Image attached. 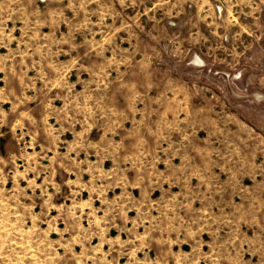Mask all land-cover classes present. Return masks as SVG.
Masks as SVG:
<instances>
[{
	"label": "rangeland",
	"instance_id": "1",
	"mask_svg": "<svg viewBox=\"0 0 264 264\" xmlns=\"http://www.w3.org/2000/svg\"><path fill=\"white\" fill-rule=\"evenodd\" d=\"M0 264H264V0H0Z\"/></svg>",
	"mask_w": 264,
	"mask_h": 264
}]
</instances>
